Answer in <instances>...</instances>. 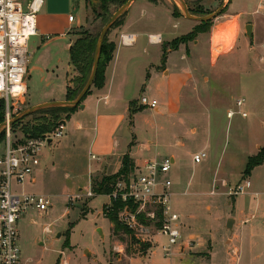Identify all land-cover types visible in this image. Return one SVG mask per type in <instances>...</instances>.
Instances as JSON below:
<instances>
[{
    "label": "rangeland",
    "instance_id": "rangeland-1",
    "mask_svg": "<svg viewBox=\"0 0 264 264\" xmlns=\"http://www.w3.org/2000/svg\"><path fill=\"white\" fill-rule=\"evenodd\" d=\"M245 1L254 6L258 3L257 0ZM222 2L215 5L208 3V15L216 12ZM98 4L97 0H90L85 9L81 3L73 6L71 12L78 18L79 24L72 29L71 46L79 38V32H101L104 27L102 19L95 17L91 6ZM175 4L183 14L181 6ZM117 9V6H111L107 12L112 15ZM228 10L229 7L190 42L193 53H196L194 64L198 70L184 90L178 114L173 111L179 106L174 98L180 80L173 82L176 89L171 93L172 107L167 109L161 104L163 88H156L158 85L146 80L147 72L144 71L143 75L139 72L145 65L142 58L132 65L138 71L134 77L130 76L126 91L131 100L141 95H153L161 104L159 112L144 107L137 113L129 114L128 103L123 101L116 108L124 123L120 136L128 141L136 138L142 159L160 161L166 156H175V164L168 178L172 181V208L181 217L185 239L191 233L203 235L209 230L217 237L224 235L230 238L228 220L235 217V205L242 200L252 202L251 212L256 215L254 222L258 224L259 234L264 239V164L250 176L244 175L249 156L264 157V152H259L264 150V49L261 48L264 41V12L260 11L253 22L239 24L237 19L226 23L231 19L226 16ZM49 16H54L56 20H49ZM248 24L256 26L252 37L246 33ZM50 25H56L59 31L52 36H60V31L68 33L71 30L64 15H50L43 9L37 15L38 32L44 33V28ZM230 25L234 30L232 35L228 31ZM201 34L204 36L200 40ZM109 40L112 41L110 35ZM35 42L36 38L32 37L28 71L34 66L50 65V79L64 82L70 65L69 41L59 40L48 49H38ZM193 43H196V47H193ZM40 78L38 73H32L28 82L30 98L46 89L40 85ZM69 78L70 88L74 90L79 85L81 75L72 67ZM57 87L54 84L50 90L58 92ZM241 98L245 99V104L239 108L237 101ZM30 107L33 106L26 100L17 115ZM140 108L143 106L135 102L132 109ZM230 110L236 112L232 118L227 117ZM238 111L246 112L247 117H242ZM91 120H95L94 112L90 116L79 113L78 122L83 126L81 130L73 120L66 121L63 136L44 149L39 168L42 172L36 175L37 183H27L25 187L28 192L49 196L52 206L45 212L30 210L19 221L22 263L195 264L200 260L205 261L206 253H198L199 249L195 248L191 251L186 249L185 253L176 255L169 262L161 248L167 239L161 235L155 238L158 232L153 225L144 233L134 230V238L113 234L112 224L104 213V208L110 206L108 195H98L93 191V198L84 197L95 181L100 182L108 174L102 168L92 174L88 172V165L98 164L91 158L89 163L95 135L89 129L91 125L88 122ZM31 121L32 116L25 118L22 126ZM107 129L112 132L111 126ZM21 137L20 126L15 135L12 134V141ZM201 151H205L208 157L201 164H194L193 156ZM3 153L1 146V156ZM71 155L77 156V170L69 166ZM248 181L251 187L246 189L245 194L231 193L232 189L235 192L238 185H245ZM16 189L19 191V188ZM76 195H80V198L74 199ZM232 223H229V230ZM142 238L145 240L144 247L140 245ZM242 260L245 261V258L241 257ZM223 261L229 264L240 262L234 258V252L229 256L223 255Z\"/></svg>",
    "mask_w": 264,
    "mask_h": 264
},
{
    "label": "crops",
    "instance_id": "crops-1",
    "mask_svg": "<svg viewBox=\"0 0 264 264\" xmlns=\"http://www.w3.org/2000/svg\"><path fill=\"white\" fill-rule=\"evenodd\" d=\"M28 1L30 0H26V2ZM187 1L191 7L202 6L205 10H208V3L215 5L218 4L220 0ZM257 1V5L254 6L250 2L247 3L245 0H232L228 14L226 15L231 19L226 23L237 19L239 24H241L256 19L255 16L259 14L260 11L264 12V0ZM80 3L85 9L86 0H70L69 13H49L45 0V5L42 10L45 9L50 15H64V19H67V23L70 25L71 30L68 33L60 31V36H52V34L59 32L57 31V26L50 25L45 27L44 33L38 32V34L34 36V38H36L35 44L38 46V49H48L58 43L59 40H64L67 42L69 41L67 45V50L69 51L72 44V29L76 27L75 25L79 24L78 18L72 14L71 10L73 6H79ZM175 5V1L172 2V0H137L124 14L123 23L111 32L110 38L116 43L117 47L113 60L110 62L106 70L105 85L100 89L92 88L91 94L88 95L82 103L84 108H79L71 115L70 119H68L73 120L78 130H81L83 129V126L78 122L79 113L90 116L94 112V122L92 120L88 122V124L91 125L89 129L95 132L91 146L94 152H89V163L91 162L90 157L92 154L102 158V162H98V164L93 166L88 165V172H91L90 174L101 168L108 172L106 175L116 174L122 167V159L125 155L131 157L134 161V165H141L146 161V159H142L143 154L141 149L137 147L138 143L135 140L136 138H133L132 141H128L120 136L124 123L123 117L116 112L119 102L123 101L128 103V113L131 114V102H138L140 106L147 107L141 105L140 101L142 97H146L149 100H157L158 105L153 110L158 113L160 110L159 105L161 106V104L167 109L172 107L171 93L176 89L173 82L176 83L177 80H180L181 83L174 98L175 104L177 103L179 106L178 109L175 110L176 112H173L178 114L181 110L180 106L184 90L186 86L193 81L194 73L198 70L194 64L196 63L194 58L196 53H193L191 43L182 44L177 50L171 49L169 44L175 39L191 33L199 23L186 18V16L181 13L175 14ZM69 14L75 17L73 22L69 21ZM244 16H247V18L244 19ZM48 19L56 20L54 16H49ZM255 30L256 26L254 25V33ZM233 32L234 30L232 29V33ZM123 36H132L134 43L132 45L123 44ZM203 36V34L200 35V40L203 39ZM151 37L158 40L152 42ZM194 46L196 47V43H193V47ZM164 50L166 51L167 59L165 66H162ZM140 58H142L143 64H145L139 71L140 74L143 75L144 71L147 72L146 80L149 79V82L158 85L156 88H163L161 89L163 93L161 96L163 102L161 104L153 95L152 97L141 95L139 98L131 100L126 91L130 76L134 77L138 71L134 70L132 65ZM49 66H34L28 71V94L26 100L27 103H30V106H37L56 101H68L67 89L70 86L69 76L72 72V66L69 65V70L67 71V76L64 82H59L58 79H50ZM35 72L41 77L40 85H43V87L45 86L46 89L39 94L32 95V98H30L28 82L32 73ZM54 84L58 85V92H56V90H50V87ZM61 87L63 88L59 89ZM161 90L158 91L159 95ZM68 120H65V124ZM108 126L112 127V132L107 129ZM170 158L174 160L175 164V156L172 155ZM69 166L71 169L77 170L79 165L76 155H71L69 157ZM39 168L36 170L32 180L28 182L29 184L37 183L38 177L36 175L42 172ZM251 210L252 202L250 200L237 202V205H235L236 214L232 219L233 223L231 230L228 229L227 224V230L229 233L231 232L230 238H227L224 235L217 237L212 230H209L203 235L196 233L189 234L186 240H191L193 245L186 249H190L189 251H191L197 248L199 249V251H197L198 253H206L204 256L207 259L202 262L201 260L195 262V264L199 262L203 264H229V262L223 261V255L229 256L231 252H234V258L238 261L240 260L238 264H264V239L259 234L258 224H255L254 222L256 215L252 213ZM183 236L185 238L184 234ZM195 242L197 243L195 244ZM186 249L183 253H185ZM241 257H244L245 261H241ZM233 261L237 262L236 260Z\"/></svg>",
    "mask_w": 264,
    "mask_h": 264
},
{
    "label": "built area",
    "instance_id": "built-area-1",
    "mask_svg": "<svg viewBox=\"0 0 264 264\" xmlns=\"http://www.w3.org/2000/svg\"><path fill=\"white\" fill-rule=\"evenodd\" d=\"M44 5L45 0H0V100L5 102L6 124L2 145L4 153L2 156L0 154V264H23L18 235L19 221L30 210L45 212L52 206L49 196L28 192L25 187L40 167L44 149L61 138L65 130V123L61 121L55 130L42 137L23 140L22 136L12 141L14 133L10 122L26 101L29 43L38 34L37 15ZM74 20L75 17L69 14V21ZM157 40L151 37L152 42ZM122 43L132 45L134 39L132 36H123ZM261 48L264 49V41ZM140 103L150 109H155L158 105L157 100L146 97H142ZM244 104V98L237 101L239 108ZM235 114L230 110L227 117L232 118ZM238 114L247 117L244 111H238ZM49 140H52L51 143ZM207 157L205 151L196 153L193 163L201 164ZM90 158L92 161L102 162L99 156L92 154ZM173 165L174 160L170 157L135 164L128 175L117 180L112 186V193L108 195L110 205L112 201L122 200L132 202L137 207L136 212H131L126 207L120 214V220L130 229L144 233L153 225L158 232L155 238L161 235L167 239V243L161 248L164 258L169 259V262L192 246V241L183 236L180 215L172 208V181L168 174ZM250 187L251 183L248 181L245 185H238L235 192L232 189L231 193L244 194ZM94 195L90 188L84 197L89 199ZM77 198L80 195H76L74 199ZM139 216H143L150 224L142 223ZM158 223L160 226H157ZM47 231L50 232L48 228ZM141 241L144 246V238Z\"/></svg>",
    "mask_w": 264,
    "mask_h": 264
},
{
    "label": "trees",
    "instance_id": "trees-1",
    "mask_svg": "<svg viewBox=\"0 0 264 264\" xmlns=\"http://www.w3.org/2000/svg\"><path fill=\"white\" fill-rule=\"evenodd\" d=\"M97 1L99 2L97 6L91 5L92 11L96 18L102 19L103 26H105L106 23L110 20L111 16L113 15L107 12L108 9L111 6H117V8L119 9L128 0H97ZM185 1L186 4L188 5L189 12L192 15L194 16L208 15L209 11L205 10L204 7L202 6L191 7L188 4V1L187 0ZM231 1L232 0H230L229 5L231 4ZM89 2L90 0H86V7L89 6ZM196 7L197 9L194 10L193 8ZM228 7L222 13H224L228 9ZM178 13L180 14L179 9L177 6H175V14ZM124 16L125 15H123L114 24V26L109 31L103 43L97 76L95 78L93 86L91 87V89L89 90V92L84 97L81 103H83L86 97L91 94L92 88L100 89L105 85L106 70L110 62L113 60L114 53L117 47L114 41L109 40V35L114 29H116L123 23ZM211 22L212 21L199 23L191 33L175 39L173 42L169 44V47L173 50H177L180 47V45L189 44L196 37V35L203 33L204 29L206 27H209V25H211ZM99 33L100 32L94 34L86 30L83 32H79L78 34L80 35L79 38L74 42V44L69 49L70 65L75 68V70L78 72L79 75H81V79L78 80L79 85L74 90H72L70 86L68 87L67 89L68 101H73L77 98V96L79 95L80 91L82 90V88L84 87L90 76ZM166 59H167L166 51L164 50L162 66H165ZM134 103L135 102H131L130 104L131 114L137 113L138 111L144 109L143 107L140 109L133 110L132 108ZM79 108L80 107L78 106L72 109L55 108V109H47L40 111L32 115V121L23 126L22 123L24 119L13 124L11 127L12 132L15 134L16 129L21 126L23 140L28 138L42 137L45 134L55 130L61 121L70 119L71 115L74 112H76ZM4 122H5V102L4 100H0V125L3 124ZM4 140H5V131L1 132L0 134V147L3 145ZM259 152H264V150H260ZM263 164H264V157L259 158L258 155L249 157L248 162L246 164V168L244 170V175L250 176L257 167H260ZM133 167H134V161L131 159L129 155H125L124 158L122 159V167L120 168V170L114 175L104 176L100 182L95 181L92 187L93 191L98 195H103V194L110 195L113 191L112 186L122 176L128 175L132 171ZM126 207L129 208L131 212H136L137 210V207L132 202H123L122 200L112 201L110 206H106L104 208L105 217L110 220L114 235L124 234L127 236H132V238H134V231L120 220V214L123 212V210ZM139 220L145 225L150 224L143 216H139ZM157 226H160V224L158 223Z\"/></svg>",
    "mask_w": 264,
    "mask_h": 264
},
{
    "label": "water",
    "instance_id": "water-1",
    "mask_svg": "<svg viewBox=\"0 0 264 264\" xmlns=\"http://www.w3.org/2000/svg\"><path fill=\"white\" fill-rule=\"evenodd\" d=\"M137 0H128L124 5H122L110 18V20L106 23V25L102 28L96 49H95V54H94V61L92 65V70L90 73V76L77 96V98L73 101H61V102H49V103H44L41 105L33 106L28 108L27 110L21 112L20 114L16 115L13 120L10 122V126L13 124L29 117L32 116L40 111L47 110V109H55V108H62V109H72L76 107L84 108V105L81 103L84 99V97L87 95L89 90L94 84L95 78L98 73L99 69V62H100V56H101V51L103 47V43L109 33V31L112 29L114 24L129 10V8L135 3ZM176 3H178L183 11V14L186 16V18L196 21L198 23H205V22H210L215 20L218 16L222 14V12L228 7L230 0H223L221 6L218 8V10L212 14L206 15V16H194L189 12L188 6L185 2V0H174ZM46 6L48 9L49 13H69L70 10V0H46ZM253 28L254 25L248 24L246 25V33L249 37L253 36ZM65 123V121H63ZM6 128V124L3 123L0 125V134L3 132ZM52 140H49V143H51ZM232 221H228V226L229 223ZM99 232L102 234V231L99 229Z\"/></svg>",
    "mask_w": 264,
    "mask_h": 264
},
{
    "label": "bare ground",
    "instance_id": "bare-ground-1",
    "mask_svg": "<svg viewBox=\"0 0 264 264\" xmlns=\"http://www.w3.org/2000/svg\"><path fill=\"white\" fill-rule=\"evenodd\" d=\"M232 26L230 25V28L228 29V31L230 32V34L232 35V34H234V32L232 33Z\"/></svg>",
    "mask_w": 264,
    "mask_h": 264
}]
</instances>
